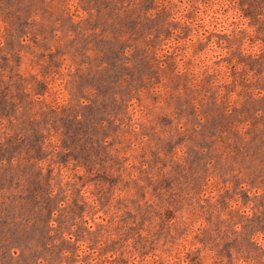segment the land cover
Segmentation results:
<instances>
[{
  "label": "rangeland",
  "instance_id": "rangeland-1",
  "mask_svg": "<svg viewBox=\"0 0 264 264\" xmlns=\"http://www.w3.org/2000/svg\"><path fill=\"white\" fill-rule=\"evenodd\" d=\"M0 264H264V0H0Z\"/></svg>",
  "mask_w": 264,
  "mask_h": 264
}]
</instances>
